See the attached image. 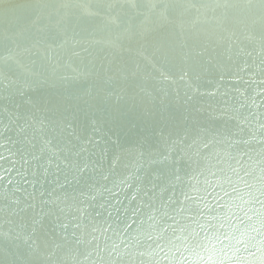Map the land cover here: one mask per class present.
I'll use <instances>...</instances> for the list:
<instances>
[{
  "label": "water",
  "instance_id": "water-1",
  "mask_svg": "<svg viewBox=\"0 0 264 264\" xmlns=\"http://www.w3.org/2000/svg\"><path fill=\"white\" fill-rule=\"evenodd\" d=\"M0 264H264V0H0Z\"/></svg>",
  "mask_w": 264,
  "mask_h": 264
}]
</instances>
